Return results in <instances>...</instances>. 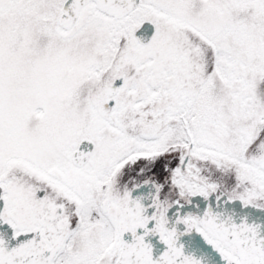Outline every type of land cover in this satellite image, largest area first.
Masks as SVG:
<instances>
[{
    "label": "snow or ice",
    "instance_id": "1",
    "mask_svg": "<svg viewBox=\"0 0 264 264\" xmlns=\"http://www.w3.org/2000/svg\"><path fill=\"white\" fill-rule=\"evenodd\" d=\"M0 264H264V0H0Z\"/></svg>",
    "mask_w": 264,
    "mask_h": 264
}]
</instances>
